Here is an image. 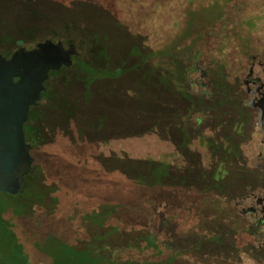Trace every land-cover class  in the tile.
<instances>
[{
    "label": "rangeland",
    "instance_id": "1",
    "mask_svg": "<svg viewBox=\"0 0 264 264\" xmlns=\"http://www.w3.org/2000/svg\"><path fill=\"white\" fill-rule=\"evenodd\" d=\"M117 1L103 0L106 7L98 1L0 0L4 46L46 37L75 40L79 57L96 69L75 64V69L54 74L41 102L31 108L25 137L32 146L34 169L25 176L23 192L0 191V231L16 234L19 253L29 255L36 249L45 256L59 254L62 261L68 258L67 231L50 225L47 218L57 206L55 200H45L58 184L42 167V152L47 158L54 154L71 161L84 159L96 169L147 180L153 178L159 156L184 168L187 163L178 149L188 130L186 122L200 114L211 122L229 118L225 103L220 105V96L211 91L209 74L216 72L215 64L222 58L228 60L224 72L232 69L239 36L249 31L264 34V0H141L131 14L123 13L130 0ZM113 19L127 22L129 30ZM194 67L198 70H191ZM203 70L209 76L204 77ZM189 98L204 109L190 111ZM158 115L162 140L154 128ZM84 142L88 147L80 150L78 144ZM163 160L155 169L159 176L167 171ZM196 180L192 182L205 185L200 176ZM224 183V204L220 193L209 188L196 208L211 234L234 232L227 173ZM166 206L164 201L152 207V239ZM94 209L90 210L97 217H89L105 220Z\"/></svg>",
    "mask_w": 264,
    "mask_h": 264
},
{
    "label": "flooded vegetation",
    "instance_id": "2",
    "mask_svg": "<svg viewBox=\"0 0 264 264\" xmlns=\"http://www.w3.org/2000/svg\"><path fill=\"white\" fill-rule=\"evenodd\" d=\"M116 1L111 0L112 3ZM129 4L128 1L123 13L131 14L136 10V4ZM109 10L110 8L107 9ZM2 11L0 6V13ZM116 22L122 29L129 30L127 22ZM1 25L0 20V30ZM110 36L107 38L110 39ZM46 39L62 41L66 49L73 44L75 52L72 54L71 65H63L60 69L49 72L42 98L31 108L41 102L49 90L54 74L75 69V64L83 60L79 57L77 43L75 40L67 42L62 38L46 37L40 40L31 39V43H19L7 48L4 46L5 39L0 35V54L7 58H11L21 47L31 50ZM238 39L240 46L233 52L232 69L228 67V72H224L228 60L222 58L215 64L216 72L209 74L214 87L211 91L220 96V105L225 103L229 118L226 121L222 119L211 122L200 114L195 120L186 122L188 130L184 143L178 149L179 155L183 156L187 163L184 168L182 165L163 160L161 156L156 160L157 165L162 163V160L165 161L167 168L163 175H158L160 196L169 198L172 190L188 191L196 196L195 201L188 198L185 202L189 210L187 217H172L170 221L173 245L175 247L178 240L185 239L183 259L189 264H264V34L249 31ZM192 69L198 70L196 67ZM202 75L209 76L206 70H203ZM193 84L191 83V86ZM189 99L190 111L204 109V106L195 103L194 99ZM162 124V118L158 115L154 128L160 140L164 138L160 135ZM78 145L80 150L88 147L85 142ZM80 153L83 154L81 151ZM97 168L98 173L112 172L105 167ZM226 173L230 177L227 187L231 195L228 200L235 228L233 233L220 230L211 234L206 219L197 216L196 208L203 198L207 197L209 188H215L220 193V200H223L224 204ZM199 176L205 185L199 186L192 182ZM210 178L214 179V182L211 181L212 185L209 184ZM162 188L163 194L160 191ZM198 196H201V201L197 200Z\"/></svg>",
    "mask_w": 264,
    "mask_h": 264
},
{
    "label": "trees",
    "instance_id": "3",
    "mask_svg": "<svg viewBox=\"0 0 264 264\" xmlns=\"http://www.w3.org/2000/svg\"><path fill=\"white\" fill-rule=\"evenodd\" d=\"M82 1H98L105 5L103 0ZM139 1L130 0L129 3L137 4ZM79 65L84 69L96 70L82 59ZM40 160L50 179L58 184L49 199L45 200L50 203L53 199L57 206L50 213L48 211L47 218L50 225L67 231L64 242L67 240L69 243L66 247L68 258L62 261L59 254L45 256L36 249L29 255L19 253L18 247L21 245L16 234L2 229L0 264H94L96 258L99 259L98 264H185L183 254L186 241L184 238L178 240L174 247L170 221L172 217H187L189 210L185 202L188 198L195 201L196 196L178 190L170 191L169 198L160 196L159 177L155 171L157 162H154L153 178L150 176L147 180L143 176L102 175L84 159L71 161L54 154L47 158L42 152ZM160 191L163 194V188ZM197 200L201 201V196ZM164 201L167 206L163 223L152 239V207ZM91 208H95L98 216L103 215L105 220L90 218L93 213ZM93 214L97 217V214ZM62 239L63 235L60 234L58 245Z\"/></svg>",
    "mask_w": 264,
    "mask_h": 264
},
{
    "label": "water",
    "instance_id": "4",
    "mask_svg": "<svg viewBox=\"0 0 264 264\" xmlns=\"http://www.w3.org/2000/svg\"><path fill=\"white\" fill-rule=\"evenodd\" d=\"M74 45L46 39L34 49L19 48L11 58L0 54V191L23 192L34 169L25 124L42 98L51 70L71 65Z\"/></svg>",
    "mask_w": 264,
    "mask_h": 264
}]
</instances>
